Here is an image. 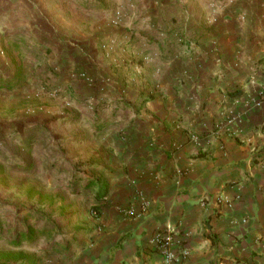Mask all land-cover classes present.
I'll use <instances>...</instances> for the list:
<instances>
[{"label": "crops", "instance_id": "0c3cea01", "mask_svg": "<svg viewBox=\"0 0 264 264\" xmlns=\"http://www.w3.org/2000/svg\"><path fill=\"white\" fill-rule=\"evenodd\" d=\"M263 86L264 0H0V151L94 197L22 264H162L167 229L178 264H264Z\"/></svg>", "mask_w": 264, "mask_h": 264}, {"label": "rangeland", "instance_id": "374dc122", "mask_svg": "<svg viewBox=\"0 0 264 264\" xmlns=\"http://www.w3.org/2000/svg\"><path fill=\"white\" fill-rule=\"evenodd\" d=\"M1 151L0 159L7 161L9 171L6 177L0 179V253L25 248L32 253L27 256L39 259L40 255L41 259L46 257L43 252L46 253L49 246H55L67 228L59 216L53 218V214L59 211L58 208L54 209V204L58 202L53 201H69L74 198L78 204H84L92 201L93 191L88 187L80 189L81 183L86 181L82 172L70 175L68 171L61 175L64 186L59 190L54 189L52 184L57 174L51 168L47 169L49 173L47 170L44 174L38 173V158L25 157L22 153L4 156L6 152ZM16 162H24L26 166H17ZM42 201L50 202V207L44 209ZM96 210L92 206L89 211L96 214ZM28 225L26 232L25 226ZM53 227L56 230L54 235L51 232ZM25 235H30L32 240L27 241ZM61 239L66 240L68 236Z\"/></svg>", "mask_w": 264, "mask_h": 264}, {"label": "built area", "instance_id": "2783aa9c", "mask_svg": "<svg viewBox=\"0 0 264 264\" xmlns=\"http://www.w3.org/2000/svg\"><path fill=\"white\" fill-rule=\"evenodd\" d=\"M81 78L87 82H91L92 80L87 77L86 75H81ZM249 105L253 109L261 108L264 105V86L261 90V92L257 95L256 98L249 100ZM241 119L240 116H236L233 118H229L225 125L220 127L221 129H227L229 127L234 126L237 122H239ZM218 202L220 204L226 203L229 208L232 207V203L227 202L222 197L218 198ZM141 213H137L135 208H130L126 210L125 214L129 217H135L139 216L142 217L143 214L147 212V206L145 204L141 205ZM154 246L156 250L159 252V254L162 257V264H178L181 261V257H184L187 255L186 251H180V243H177L175 241V238L173 236V232H171L169 229H167L164 232H159L157 237L154 240Z\"/></svg>", "mask_w": 264, "mask_h": 264}, {"label": "trees", "instance_id": "16d2710c", "mask_svg": "<svg viewBox=\"0 0 264 264\" xmlns=\"http://www.w3.org/2000/svg\"><path fill=\"white\" fill-rule=\"evenodd\" d=\"M25 238L28 240H32L30 235H25ZM5 261L6 263H3ZM26 262H31V258L26 257V255L22 253H8L2 254L0 256V264H22Z\"/></svg>", "mask_w": 264, "mask_h": 264}]
</instances>
